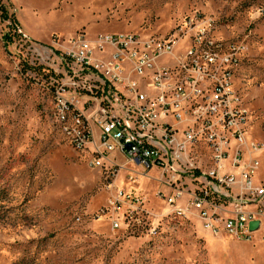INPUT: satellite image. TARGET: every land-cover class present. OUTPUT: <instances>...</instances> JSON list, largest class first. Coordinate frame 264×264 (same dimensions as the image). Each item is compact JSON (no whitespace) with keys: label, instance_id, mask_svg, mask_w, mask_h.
Segmentation results:
<instances>
[{"label":"rangeland","instance_id":"rangeland-1","mask_svg":"<svg viewBox=\"0 0 264 264\" xmlns=\"http://www.w3.org/2000/svg\"><path fill=\"white\" fill-rule=\"evenodd\" d=\"M0 5L7 11L0 9V264H264V228L245 242L206 231L196 216H173L165 199L156 197L171 192L157 181L167 179L156 171L141 177L137 187L147 198L149 225L112 230L101 210L111 183H127L128 167L116 177L91 168L54 112L56 82L65 76L58 57L78 38L179 35L174 55L181 56L192 48L191 35L204 29L225 48L239 49L233 87L247 111L246 139L264 144V0H0ZM111 53L107 47L94 57ZM172 61L166 56L160 64ZM257 157L255 183L264 186V156Z\"/></svg>","mask_w":264,"mask_h":264},{"label":"built area","instance_id":"built-area-1","mask_svg":"<svg viewBox=\"0 0 264 264\" xmlns=\"http://www.w3.org/2000/svg\"><path fill=\"white\" fill-rule=\"evenodd\" d=\"M191 36L192 48L181 56L174 55L179 35L78 38L58 57L65 76L56 82L54 112L91 168L116 177L128 167L127 183H111L101 210L112 230L149 225L147 198L137 187L156 171L171 191L156 197L173 216H196L214 235L250 242L264 228V186L254 181L264 144L246 139L247 111L233 87L239 49L204 29ZM107 47L106 59L94 57ZM166 56L171 65L160 64ZM254 221L260 228L251 231Z\"/></svg>","mask_w":264,"mask_h":264},{"label":"water","instance_id":"water-1","mask_svg":"<svg viewBox=\"0 0 264 264\" xmlns=\"http://www.w3.org/2000/svg\"><path fill=\"white\" fill-rule=\"evenodd\" d=\"M131 148V145H127V149L129 150ZM260 221H254L250 224V230L251 231H256L260 228Z\"/></svg>","mask_w":264,"mask_h":264},{"label":"trees","instance_id":"trees-1","mask_svg":"<svg viewBox=\"0 0 264 264\" xmlns=\"http://www.w3.org/2000/svg\"><path fill=\"white\" fill-rule=\"evenodd\" d=\"M0 9H2V10L4 9V15H5V14L7 15V11H5L6 8H5L3 5H2V6L0 5ZM5 17H6V16H5Z\"/></svg>","mask_w":264,"mask_h":264},{"label":"crops","instance_id":"crops-1","mask_svg":"<svg viewBox=\"0 0 264 264\" xmlns=\"http://www.w3.org/2000/svg\"><path fill=\"white\" fill-rule=\"evenodd\" d=\"M96 59H99V58H96ZM150 180V179H149ZM124 186H125V183H124ZM141 191V190H140ZM186 200H187V198H186ZM185 202H187V201H185ZM185 204V203H184Z\"/></svg>","mask_w":264,"mask_h":264},{"label":"bare ground","instance_id":"bare-ground-1","mask_svg":"<svg viewBox=\"0 0 264 264\" xmlns=\"http://www.w3.org/2000/svg\"><path fill=\"white\" fill-rule=\"evenodd\" d=\"M254 181H255V178H254Z\"/></svg>","mask_w":264,"mask_h":264}]
</instances>
